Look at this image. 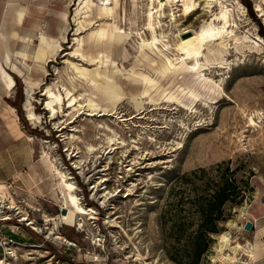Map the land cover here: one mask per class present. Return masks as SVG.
<instances>
[{"label": "rangeland", "instance_id": "obj_1", "mask_svg": "<svg viewBox=\"0 0 264 264\" xmlns=\"http://www.w3.org/2000/svg\"><path fill=\"white\" fill-rule=\"evenodd\" d=\"M66 2L67 36L56 41L55 54L46 63L35 62L43 72L36 84L12 73L17 86L10 104L36 149L35 157L45 162L44 152L51 153L97 219L81 226L75 214H69L68 221L60 218L65 210L54 192L58 180L50 167L42 182L0 184V264L188 262V237L199 228L200 195L216 189L227 165L245 194L238 203L225 205L227 219L220 223L221 233L212 235L200 264L253 261L245 249H254L253 264H264V0H214L210 6L197 0L198 8L188 18L181 0H112L108 6L104 0ZM106 7L112 12H105ZM225 10L226 31L203 46L201 71L170 74L182 57L178 40L195 37L210 22L222 26ZM118 30L128 33L119 45ZM42 35L31 46L33 54ZM113 59L126 92L118 112L100 116L81 109L83 113L67 116L65 102L58 118H51L44 108L43 83L63 93L64 87L82 93L83 104L88 97L109 104L66 60L110 70ZM129 74L147 79L141 86L136 83L141 88L161 85L172 100L158 109L146 105L144 113L120 121L139 112L132 99L138 86ZM28 89L35 92L31 101L41 123H32L24 109ZM191 89L199 94L197 101H192ZM90 146L95 151L90 152ZM24 216L30 221H22ZM45 216L53 220L48 223ZM5 217L10 220H2ZM248 220L254 223L250 231L245 230ZM223 234L230 242L221 248Z\"/></svg>", "mask_w": 264, "mask_h": 264}, {"label": "bare ground", "instance_id": "obj_2", "mask_svg": "<svg viewBox=\"0 0 264 264\" xmlns=\"http://www.w3.org/2000/svg\"><path fill=\"white\" fill-rule=\"evenodd\" d=\"M110 1L104 0L103 5L104 6L111 5L112 0ZM166 1L167 3H170L173 1L175 2L177 0H166ZM181 1H182V6H183V15L187 18L193 11H195L198 8V5H199L197 0H181ZM213 1L214 0H206V5L210 6L213 3ZM261 11L263 10L261 9ZM105 12L111 13L112 11L110 8L106 7ZM221 18L224 19V23L222 26H216L213 22H210L207 25H204L195 37L189 38V39L180 38L178 40L177 48L181 52L182 57H181V60L179 62H176V64L172 67V71L170 74H175L177 72H181V73L183 72L185 74H193V73H199L201 71L200 69L202 67V64L198 60V57L202 53L203 46H205L207 42L212 41L215 38L221 37L226 31V27L228 25L226 10L223 13V16ZM81 28L82 27L77 28L76 30L77 34L80 33ZM153 32L154 33H153L152 40L153 42H157L159 38L156 34V31L153 30ZM117 33L118 34L115 38V43L119 45L121 44L122 41L126 39V37H128V33L126 34L125 31H119V30ZM188 59H194V63L189 65L187 63ZM66 61H68V63H70L74 67L75 73L77 74L79 78L83 80H87L88 82H90V84L94 87L95 90L103 92L106 95L107 97L106 99L109 102V104L101 105L93 97H88L85 100L86 103L83 104L80 101V99L82 98V93L75 94L74 89H70L67 87H64L65 92L63 93L60 90H55L50 84L43 83V85L45 86H44V89H42L43 91L42 93L44 96H46L44 108L50 113V116L53 120L58 118L59 111L61 110L63 111V105L64 104L66 105L65 102H67L66 106L69 109L67 110V113H66L67 116L75 115V113L79 112L81 109L87 110L89 115H100V116L113 115L116 112H118L120 103H122L126 98L125 97L126 92L122 84L120 83L121 78L119 76L121 74L120 72L121 70L118 69L116 61L114 59L112 60V63H111L112 66L110 70H104L103 67L98 64L93 69H91L86 66H81L71 60H66ZM168 69L170 70V68H167V64L164 65L165 73L169 71ZM128 78L131 79V81L135 84V87L138 86L136 83L140 82V86H141V84H144V81H147V79H145V77L143 76H136V75L129 74ZM208 84H211V81ZM137 88H138L137 90L138 92L132 94V99H133L136 109L139 112L135 115H132L131 117H127L123 115L120 121H128L130 118L137 117L138 115L144 113V111L147 109L146 105H149V104L154 105L156 106L154 109H158V106L162 105L163 101L172 100L171 98H169L170 92H167L166 89H163L161 85H157L153 83L149 86H144L143 88L139 86ZM152 90L156 92V95H153ZM33 94H35L34 90L31 91L30 89H28V98L25 102L24 109L28 112V119L31 120L32 123H38V122L41 123L42 116L33 110V103L31 101L32 100L31 96ZM190 96L193 102L196 99H199L198 98L199 94L193 89L190 90ZM184 106H186V104H184ZM85 107H87V109H85ZM83 112L84 111L82 112L80 111V113H83ZM250 122L251 124L255 123V120L253 117L250 118ZM61 127H62L61 130L66 128L65 124L62 125ZM112 140L113 138H111V141ZM89 151L93 152L95 151V148L93 146H90ZM44 156L49 162V166L51 170L54 172V174L56 175L57 180H58V187H59L58 195L61 196V199L63 201V210H65V212L61 214L60 218L62 220L68 221L69 214L71 215L75 214L76 216H78L81 226H84L85 222L88 220L97 219L96 211L93 208L87 207L83 203L81 197L76 193L79 188L77 187L75 182L72 181V177L68 175L67 172L59 168V165H57V159H54L51 153H49L48 151L44 152ZM77 167L82 168L79 164L77 165ZM11 208H16V207L12 206ZM66 210H68V212H66ZM45 217L47 218L46 221L48 223L51 222V220H53V218L49 216H45ZM22 221L28 222L30 221V219L24 216V218H22ZM32 222L31 224H34ZM33 228L36 229V227H33ZM52 234H56L57 239H64L66 242H68V244H72L69 240L59 236L57 232H52ZM229 242H230V238L228 237V235L226 236L223 234L220 236L221 248H223L224 246L227 247L229 245ZM239 247H242V246H239ZM245 252L247 253L245 255L250 257L251 260L254 261L256 259V254H255L254 249H245ZM230 259L234 260L235 262L237 260V257H233ZM253 261L242 262V264H253Z\"/></svg>", "mask_w": 264, "mask_h": 264}, {"label": "crops", "instance_id": "obj_3", "mask_svg": "<svg viewBox=\"0 0 264 264\" xmlns=\"http://www.w3.org/2000/svg\"><path fill=\"white\" fill-rule=\"evenodd\" d=\"M66 1L0 0V184L18 180L25 187L48 178L49 162L35 157L10 104L17 86L11 73L36 84L43 72L35 62L46 63L55 54L56 41L67 36ZM41 34L33 54L31 46Z\"/></svg>", "mask_w": 264, "mask_h": 264}, {"label": "trees", "instance_id": "obj_4", "mask_svg": "<svg viewBox=\"0 0 264 264\" xmlns=\"http://www.w3.org/2000/svg\"><path fill=\"white\" fill-rule=\"evenodd\" d=\"M254 18L257 19L254 14ZM259 21V19H258ZM264 34V31H263ZM11 75H13L11 73ZM14 76V75H13ZM16 85L17 79L15 78ZM222 179L216 185V189L208 195L201 193L199 204L200 221L198 230L189 235V247L191 259L188 262L178 261L179 264H200L203 254L209 249L212 235L221 233L220 223L226 221L227 216L224 207L229 202H239L244 197L243 190L237 185L235 170L227 165L222 172Z\"/></svg>", "mask_w": 264, "mask_h": 264}, {"label": "water", "instance_id": "obj_5", "mask_svg": "<svg viewBox=\"0 0 264 264\" xmlns=\"http://www.w3.org/2000/svg\"><path fill=\"white\" fill-rule=\"evenodd\" d=\"M263 203H264V197L262 199ZM64 212V211H63ZM254 226V223L250 220H248L245 224V230L250 231L252 229V227Z\"/></svg>", "mask_w": 264, "mask_h": 264}, {"label": "built area", "instance_id": "obj_6", "mask_svg": "<svg viewBox=\"0 0 264 264\" xmlns=\"http://www.w3.org/2000/svg\"><path fill=\"white\" fill-rule=\"evenodd\" d=\"M2 220H10L9 218H7V217H5L4 219H2ZM12 240V239H11Z\"/></svg>", "mask_w": 264, "mask_h": 264}]
</instances>
